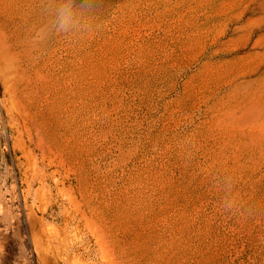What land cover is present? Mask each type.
<instances>
[{"label": "rangeland", "instance_id": "obj_1", "mask_svg": "<svg viewBox=\"0 0 264 264\" xmlns=\"http://www.w3.org/2000/svg\"><path fill=\"white\" fill-rule=\"evenodd\" d=\"M0 127L32 264H264V0H0Z\"/></svg>", "mask_w": 264, "mask_h": 264}, {"label": "clouds", "instance_id": "obj_2", "mask_svg": "<svg viewBox=\"0 0 264 264\" xmlns=\"http://www.w3.org/2000/svg\"><path fill=\"white\" fill-rule=\"evenodd\" d=\"M72 23L73 11L69 2V5L63 6L59 10V26L62 30H67L68 27L72 25ZM6 134V127H0V135ZM0 223L5 224L6 227L9 228V231H11V224L14 223V220L11 218L10 213H5L2 209H0ZM9 231H7L5 235H7ZM12 235L13 238L17 239V236L14 232H12ZM4 255V247L3 245H0V264H3ZM32 255L33 253L29 250V248L21 240H18V250L13 260V264H21V261H23V264H32Z\"/></svg>", "mask_w": 264, "mask_h": 264}]
</instances>
